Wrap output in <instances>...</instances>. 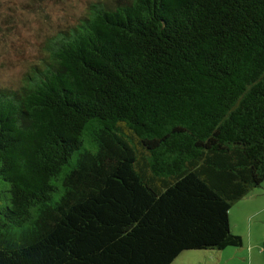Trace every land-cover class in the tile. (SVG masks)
<instances>
[{"label": "trees", "instance_id": "16d2710c", "mask_svg": "<svg viewBox=\"0 0 264 264\" xmlns=\"http://www.w3.org/2000/svg\"><path fill=\"white\" fill-rule=\"evenodd\" d=\"M263 182L264 0H96L0 85V264L240 246Z\"/></svg>", "mask_w": 264, "mask_h": 264}, {"label": "rangeland", "instance_id": "374dc122", "mask_svg": "<svg viewBox=\"0 0 264 264\" xmlns=\"http://www.w3.org/2000/svg\"><path fill=\"white\" fill-rule=\"evenodd\" d=\"M95 1L0 0V85H18L43 44L73 25ZM226 256L227 251L221 258L217 250H182L170 264H242Z\"/></svg>", "mask_w": 264, "mask_h": 264}, {"label": "crops", "instance_id": "0c3cea01", "mask_svg": "<svg viewBox=\"0 0 264 264\" xmlns=\"http://www.w3.org/2000/svg\"><path fill=\"white\" fill-rule=\"evenodd\" d=\"M232 207H234L233 216L230 215ZM230 210V228L232 232L242 237V244L217 250L220 257L222 258L223 252L227 251L226 259H236L242 264H264L262 252L264 245V182L234 202Z\"/></svg>", "mask_w": 264, "mask_h": 264}]
</instances>
